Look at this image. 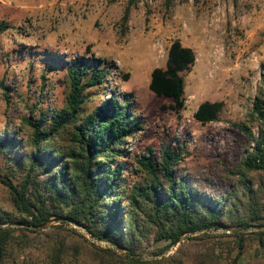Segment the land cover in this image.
Returning a JSON list of instances; mask_svg holds the SVG:
<instances>
[{"label": "trees", "instance_id": "16d2710c", "mask_svg": "<svg viewBox=\"0 0 264 264\" xmlns=\"http://www.w3.org/2000/svg\"><path fill=\"white\" fill-rule=\"evenodd\" d=\"M173 3L164 0L167 9ZM137 4L127 0L123 29ZM10 28L0 21V35ZM195 61V52L176 40L167 51L165 68L151 71L150 91L168 98L176 114L185 106L183 75ZM112 67L91 55L64 61L61 106L49 111L28 108L29 115L20 119L26 144L20 142L19 130L0 131V184L9 196L8 207H0V264L14 257L27 239L24 232L49 239L48 264H63L67 257L74 264H182L173 257L144 260V255H159L196 233L188 240L207 244L187 259L192 264H264V87L249 113L250 122L259 124L257 132L245 123L232 124L246 144L240 162L226 169L234 180L232 189L209 201L192 191L190 179L176 173L190 155L182 144L163 143L158 151L147 147L130 163L124 160L125 141L137 131L130 100L112 91L101 106L87 108L106 87ZM223 105L204 101L193 118L201 125L217 122ZM52 221L60 223L52 226L54 234L37 231ZM64 225H76L111 247L96 245L82 234L73 238L76 230ZM223 229L234 230L215 233ZM160 242L166 243L164 248L147 252ZM247 242L257 244L252 262L244 258Z\"/></svg>", "mask_w": 264, "mask_h": 264}, {"label": "rangeland", "instance_id": "374dc122", "mask_svg": "<svg viewBox=\"0 0 264 264\" xmlns=\"http://www.w3.org/2000/svg\"><path fill=\"white\" fill-rule=\"evenodd\" d=\"M126 5L127 0H0V21L11 25L0 35V131L19 130V140L26 144L20 119L29 115L28 108H59L64 61L91 55L112 64L113 73L87 108L101 106L115 91L130 100L135 114L137 131L125 141L124 160L130 163L147 147L158 151L163 143L182 144L190 155L176 168L177 175L190 179L192 191L201 199L219 200L234 182L226 169L240 162L246 147L232 124H248L254 133L259 128L250 122L249 113L254 96L264 87V0H174L169 9L164 0H138L123 29L120 20ZM176 40L196 55L192 70L183 75L185 106L179 114L170 110L168 98L149 89L151 71L165 68L167 51ZM204 101L223 102L219 121L201 125L193 118ZM8 202L0 184V207L6 209ZM59 224L52 221L37 231L51 236L52 226ZM64 229L76 230L73 238L82 234L89 239L75 225ZM23 234L27 239L7 264H48L49 239ZM199 234L159 255L146 253L144 260L173 257L192 264L187 259L207 244L188 240ZM165 245L160 242L147 252ZM256 247L247 242L245 261L255 260ZM63 264L74 263L67 257Z\"/></svg>", "mask_w": 264, "mask_h": 264}, {"label": "water", "instance_id": "95a60500", "mask_svg": "<svg viewBox=\"0 0 264 264\" xmlns=\"http://www.w3.org/2000/svg\"><path fill=\"white\" fill-rule=\"evenodd\" d=\"M47 226V225H46ZM45 226V227H46ZM76 226V225H75ZM224 230H226L227 232H232L234 229H223V230H219V231H215V232H222V231H224ZM252 231V229H249V230H244V232H251ZM242 232H243V230H242ZM88 235V234H87ZM88 238L90 239V241L91 242H93V243H101V242H99V241H97V240H95V239H93V238H91L89 235H88ZM186 239V237H181L174 245H177V244H179L180 242H182V241H184ZM106 246L105 247H111L110 245H108V244H105ZM117 250H119V249H117Z\"/></svg>", "mask_w": 264, "mask_h": 264}]
</instances>
